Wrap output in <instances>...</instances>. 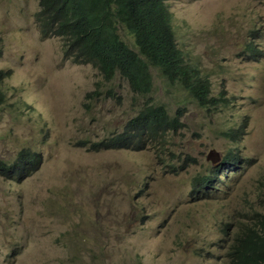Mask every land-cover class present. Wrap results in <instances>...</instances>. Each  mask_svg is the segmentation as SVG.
<instances>
[{
    "label": "rangeland",
    "instance_id": "374dc122",
    "mask_svg": "<svg viewBox=\"0 0 264 264\" xmlns=\"http://www.w3.org/2000/svg\"><path fill=\"white\" fill-rule=\"evenodd\" d=\"M167 4L187 61L211 81V95L232 98L228 121L209 126L229 114H206L155 67L148 96L119 73L106 81L92 64L75 61L65 38L42 29L39 0H0V70L7 73L0 159L14 162L27 149L42 154L30 176L0 173V264H228L224 245L232 237L222 228L239 231L264 211V0ZM119 33L137 49L123 25ZM247 35L255 54L245 51ZM247 88L254 104L242 98ZM150 97L172 115L182 106L187 126L162 145L143 132L134 149H93ZM238 125L242 137L231 147L241 169L220 199L194 200L189 184L213 165L209 150L224 156L230 146L219 130ZM190 154L199 163L182 170Z\"/></svg>",
    "mask_w": 264,
    "mask_h": 264
},
{
    "label": "trees",
    "instance_id": "16d2710c",
    "mask_svg": "<svg viewBox=\"0 0 264 264\" xmlns=\"http://www.w3.org/2000/svg\"><path fill=\"white\" fill-rule=\"evenodd\" d=\"M39 4L37 19L42 29L65 38L75 51V61L92 64L106 81H113L119 73L134 92L148 96L153 90L155 67L167 83H178L194 96L209 92L207 81L194 79L192 64L186 62L167 13V0H39ZM122 25L133 34L137 50L121 37ZM6 76V71L0 70V105L5 98L2 84ZM178 126H182L179 115H169L165 105L150 97L123 131L98 141L93 149L134 148L142 131L155 137L160 130ZM18 157L10 163L0 159V172L10 178L17 172L29 175L42 162V154L30 150L21 151ZM261 184L264 187V179ZM262 205L264 208V200ZM253 218L252 222H241L239 232L234 233L228 264H264V211Z\"/></svg>",
    "mask_w": 264,
    "mask_h": 264
},
{
    "label": "clouds",
    "instance_id": "9594fccd",
    "mask_svg": "<svg viewBox=\"0 0 264 264\" xmlns=\"http://www.w3.org/2000/svg\"><path fill=\"white\" fill-rule=\"evenodd\" d=\"M171 20H172V25L174 26L173 19L171 18ZM175 30H176V27H175ZM253 35H254V33H253ZM250 38H251L250 35L246 36V40L244 42L245 51L246 52H252L253 54H255L256 53L255 42H254V40L250 41ZM137 49L135 48L134 50H137ZM185 59H186V53H185ZM186 62L189 63L187 61V59H186ZM190 64H192L194 79H198L199 81H202V82L207 81V83L209 85V92H201L199 95L194 96L187 90V88L180 86L178 83L176 85H179V87L186 89L190 94V98L191 99L193 98V100H195V103L200 108H203L205 110L206 114L213 116L214 112H217V111L218 112H226L229 114V116L226 119L214 122L209 126L215 125L217 123H224V122L228 121L230 116H231V113H229L230 111L228 109H226V107H228L232 103V98H230L228 100V99H225V98L220 97V96L211 95V93H210L211 88H212L211 81L208 78H205L202 74H200L198 65H195L194 63H191V62H190ZM201 84L204 85V83H201ZM129 85H130V83H129ZM153 86H154V83H153ZM153 90H152V92H153ZM139 94H141V93H139ZM142 95H144V94H142ZM236 98H238V97L236 96ZM242 98L246 103H250V104H254L257 100V96H256L255 92L254 91L251 92L249 88H247V93ZM153 101H154V99H153ZM179 109L181 110L180 114H178ZM179 109L177 110L175 115H172L170 113L169 109H167V110H168V114L171 116L179 115L180 123L182 124L181 127L178 126L176 128L172 127L170 129L160 130V131H158L159 134L156 135L155 137H153L150 134V136L152 138L156 139L160 145H162L164 143V141H166V139L168 138V135L172 132V130H173V132H176L177 129L185 128L187 126L186 123L182 122V120H181V116H183L185 110H183L182 106ZM247 120H248V117L246 115L245 121H247ZM228 128L229 127H226L225 129L219 130V131H222L223 135H225L229 139V142H230V146L227 149L225 155L224 156L219 155L218 152H215L214 150H212V151L209 150L208 155H207V159L211 160L213 165H209L205 170L198 171V173H196L190 181L188 193H191L194 200L195 199L209 200V199H213V198H216V200L220 199L221 198L220 194L224 192V188L228 185V183H230L231 175L236 173L242 167L241 166V162H242L241 159L242 158L239 156V149H237V147L234 148L233 145L231 147L232 143L240 142L241 137H242V127L240 125H238V126H236V128L233 131H228L227 130ZM143 132H147V131H142L141 133H143ZM115 134H113V135H115ZM140 134L138 135V138H139ZM137 141H138V139H137ZM137 141H136V143H137ZM135 146H136V144H135ZM135 146H134V148H135ZM34 152H36V151H34ZM217 160H218V162L216 163ZM198 163H199L198 157L196 156L194 158L190 154L187 156V160L183 164V166L181 165V168H182V170H184L185 166L193 165V164L196 165ZM174 166L175 165H171V167H174ZM21 173L22 172H17V175L21 174ZM33 173L28 175L27 172H24V174L26 176H30ZM7 178L10 179V177H8V176H7ZM260 186L264 189V187L262 186L261 183H260ZM222 230L224 231V233L226 235H228L229 237H232V241L229 243L228 247L225 246L222 242L218 244V246H220V247L224 245L226 255L229 258L227 253H228L229 248L233 244L234 233L237 230H235L234 233H232L233 229L229 230L227 228H222ZM237 232H239V231H237Z\"/></svg>",
    "mask_w": 264,
    "mask_h": 264
}]
</instances>
